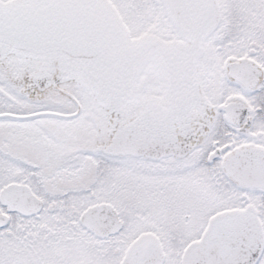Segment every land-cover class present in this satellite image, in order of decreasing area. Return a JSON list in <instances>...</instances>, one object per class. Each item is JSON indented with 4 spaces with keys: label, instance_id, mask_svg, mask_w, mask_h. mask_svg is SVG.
<instances>
[{
    "label": "snow or ice",
    "instance_id": "snow-or-ice-1",
    "mask_svg": "<svg viewBox=\"0 0 264 264\" xmlns=\"http://www.w3.org/2000/svg\"><path fill=\"white\" fill-rule=\"evenodd\" d=\"M0 264H264V0H0Z\"/></svg>",
    "mask_w": 264,
    "mask_h": 264
}]
</instances>
